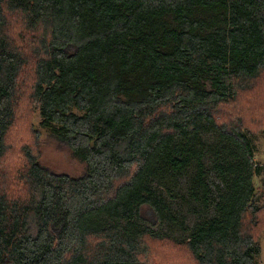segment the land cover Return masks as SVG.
Masks as SVG:
<instances>
[{
	"label": "trees",
	"instance_id": "1",
	"mask_svg": "<svg viewBox=\"0 0 264 264\" xmlns=\"http://www.w3.org/2000/svg\"><path fill=\"white\" fill-rule=\"evenodd\" d=\"M34 114L79 176L40 164ZM205 130L242 152L243 171L214 218L160 234L167 208L145 179L181 168ZM259 132L264 0H0V264H256Z\"/></svg>",
	"mask_w": 264,
	"mask_h": 264
},
{
	"label": "rangeland",
	"instance_id": "2",
	"mask_svg": "<svg viewBox=\"0 0 264 264\" xmlns=\"http://www.w3.org/2000/svg\"><path fill=\"white\" fill-rule=\"evenodd\" d=\"M196 15L212 24L211 26L223 25L222 11H197ZM212 18H215L214 22ZM30 125L40 135L41 165L73 177L84 171V165L70 153L55 150L53 141L48 137L49 131L40 126L37 114L31 117ZM252 147V162L259 171L255 187L264 195L263 133L257 134ZM178 159L184 162L179 169L166 162L157 163L147 175L144 186L163 200L169 217L159 227H151L149 222L147 226L160 234L183 238L194 228L216 216V206L225 190V181L241 173L244 164L241 151L208 130L190 139L184 156ZM147 210L146 207L140 209V215L145 220L149 218ZM255 263L264 264V234L259 239V254L255 257Z\"/></svg>",
	"mask_w": 264,
	"mask_h": 264
}]
</instances>
